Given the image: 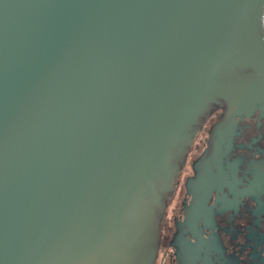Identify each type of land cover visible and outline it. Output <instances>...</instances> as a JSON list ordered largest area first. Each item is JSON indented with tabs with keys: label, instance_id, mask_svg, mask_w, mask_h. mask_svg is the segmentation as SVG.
I'll list each match as a JSON object with an SVG mask.
<instances>
[{
	"label": "water",
	"instance_id": "water-1",
	"mask_svg": "<svg viewBox=\"0 0 264 264\" xmlns=\"http://www.w3.org/2000/svg\"><path fill=\"white\" fill-rule=\"evenodd\" d=\"M262 93L264 0H0V264H157Z\"/></svg>",
	"mask_w": 264,
	"mask_h": 264
},
{
	"label": "flooded vegetation",
	"instance_id": "flooded-vegetation-1",
	"mask_svg": "<svg viewBox=\"0 0 264 264\" xmlns=\"http://www.w3.org/2000/svg\"><path fill=\"white\" fill-rule=\"evenodd\" d=\"M220 115L211 118L188 157L168 208L157 264H264V102L236 116L223 134L227 181L213 193L207 219H186L187 182Z\"/></svg>",
	"mask_w": 264,
	"mask_h": 264
}]
</instances>
